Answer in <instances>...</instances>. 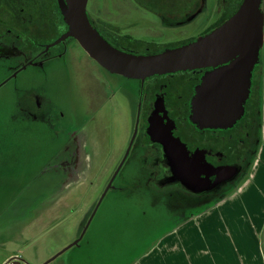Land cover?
Segmentation results:
<instances>
[{
  "label": "flooded vegetation",
  "instance_id": "1",
  "mask_svg": "<svg viewBox=\"0 0 264 264\" xmlns=\"http://www.w3.org/2000/svg\"><path fill=\"white\" fill-rule=\"evenodd\" d=\"M205 1L87 0L86 13L91 25L115 47L155 52L195 39L188 31L197 37L208 33L230 17L242 0H214L210 8ZM259 8L263 14L261 53L264 0ZM66 30L57 0H0V125L10 128L12 147L18 145L15 139L22 136L18 134L33 130L38 141L46 140L45 156L36 171L45 176L47 172L56 181L47 202L58 198L59 203L63 193L80 184L88 154L84 144L94 137L84 133L87 124L99 121V136L103 133L109 140L107 153L119 152L100 193L82 210L79 232L67 248L83 239L111 191L172 210L180 216L178 222L212 204L209 197L219 195L224 185L212 193L156 192L146 181L155 170L150 161L158 163V169L163 167V145L156 138L178 139L189 156L199 155L214 167L237 165L233 192L240 189L251 169L264 166L263 54L253 67L241 117L228 128H199L189 119L190 103L195 85L208 68L125 80L90 58L76 39L59 40ZM60 70L65 73L57 100L53 85ZM102 113L103 121L98 118ZM126 121L125 135L122 132L112 139L110 126H123ZM16 153L0 143V159ZM70 210L76 213L80 206Z\"/></svg>",
  "mask_w": 264,
  "mask_h": 264
},
{
  "label": "rangeland",
  "instance_id": "2",
  "mask_svg": "<svg viewBox=\"0 0 264 264\" xmlns=\"http://www.w3.org/2000/svg\"><path fill=\"white\" fill-rule=\"evenodd\" d=\"M205 3L210 8L214 0ZM188 34L197 37L196 32L188 31ZM179 36L183 37L184 33ZM63 74L61 70L57 73L53 85L57 100ZM103 113L98 117L102 121ZM114 120L119 121V118ZM127 120L129 123V117ZM99 125V121L86 125L84 133L94 137L84 144L88 154L80 184L63 193L59 203H56L58 198L47 202L55 190L54 176L36 171L45 156L46 140L38 141L33 130L29 134H18L22 135L15 139L18 145L12 147L10 128L0 125L2 147L17 152L16 156L0 159V169H10L0 170V264L11 256L19 258L17 264H44L55 255L46 264H131L142 253L172 242L175 234L184 240L174 237V254L166 257V262L161 259L156 263L264 264V166L251 169L240 189L228 194L222 205L206 212V221L199 224L196 222L199 219H195L176 230L173 228L180 221L172 210L152 206L147 199L144 203L143 199L140 201L126 192L111 191L83 239L66 248L79 232L81 215L86 211L83 209L98 196L119 158V152L107 153L109 140L103 133L99 136ZM126 126L127 121L123 126H110L112 139L124 134ZM116 141L117 138L113 143ZM122 142L119 139V144ZM74 205L80 206L76 213L70 210ZM167 232L171 235H164Z\"/></svg>",
  "mask_w": 264,
  "mask_h": 264
},
{
  "label": "water",
  "instance_id": "3",
  "mask_svg": "<svg viewBox=\"0 0 264 264\" xmlns=\"http://www.w3.org/2000/svg\"><path fill=\"white\" fill-rule=\"evenodd\" d=\"M57 1L67 25L59 40L66 37L76 39L90 58L125 80H144L154 74L208 68L195 85L190 103L189 119L199 128H228L243 114L252 70L259 61L263 43L260 0H242L230 17L208 33L155 52L126 51L107 42L87 17V0ZM165 137L155 139L163 145L160 160L163 167L158 169V163L150 161L154 163L155 170L151 168L154 173L146 177L156 192L179 189L189 193H212L224 185L219 195L209 197L208 201L212 203L209 207L199 210L180 224L192 218L201 220L208 210L224 202V198L234 190L232 180L239 168L237 165L214 167L199 155L189 156L178 139L169 135ZM180 224L173 229H178ZM168 234L170 232L164 235ZM146 253L149 251L142 255ZM18 261L19 258L13 256L4 264H17Z\"/></svg>",
  "mask_w": 264,
  "mask_h": 264
},
{
  "label": "crops",
  "instance_id": "4",
  "mask_svg": "<svg viewBox=\"0 0 264 264\" xmlns=\"http://www.w3.org/2000/svg\"><path fill=\"white\" fill-rule=\"evenodd\" d=\"M228 202V201H227ZM223 203H221L222 205ZM214 210V209H212ZM210 210V211H212ZM208 217H203L201 218V221H196L198 222L199 224L202 223V221H206ZM197 218H192V219H189V221H186L184 222L185 224L189 225V222L192 221V220H195ZM183 224V223H182ZM181 225V224H180ZM179 225V226H180ZM184 225V224H183ZM182 226V225H181ZM168 235H171L168 234ZM173 238H172V242H168V243H163L161 246H159L158 248L156 249H153L152 251H149V253H146L144 255L141 254L140 258H137L134 262V264H158L156 263V260H161V259H165L164 261L166 262V257H171V255L174 254L175 252V246H176V242H175V239L174 237L176 238L177 236H179L180 238L177 239V240H184V238L180 235H172ZM176 252H180V251H176ZM13 256H11L10 258H12ZM151 257V258H150ZM8 259V258H7ZM187 264V263H186Z\"/></svg>",
  "mask_w": 264,
  "mask_h": 264
}]
</instances>
